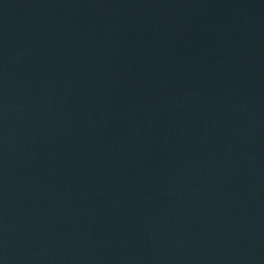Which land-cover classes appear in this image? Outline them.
Segmentation results:
<instances>
[{
  "label": "water",
  "instance_id": "95a60500",
  "mask_svg": "<svg viewBox=\"0 0 264 264\" xmlns=\"http://www.w3.org/2000/svg\"><path fill=\"white\" fill-rule=\"evenodd\" d=\"M0 70L264 252V0H0Z\"/></svg>",
  "mask_w": 264,
  "mask_h": 264
}]
</instances>
